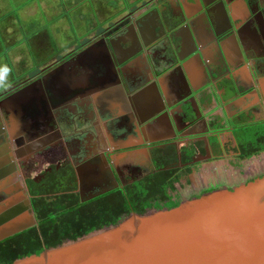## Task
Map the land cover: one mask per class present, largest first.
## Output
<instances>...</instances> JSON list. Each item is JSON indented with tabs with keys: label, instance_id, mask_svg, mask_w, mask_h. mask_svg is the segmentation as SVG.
Here are the masks:
<instances>
[{
	"label": "flooded vegetation",
	"instance_id": "af4514ba",
	"mask_svg": "<svg viewBox=\"0 0 264 264\" xmlns=\"http://www.w3.org/2000/svg\"><path fill=\"white\" fill-rule=\"evenodd\" d=\"M66 76L76 87L59 86ZM31 83L0 106V227L29 215L23 230L38 226L37 198L121 219V205L173 207L264 175L231 173L264 155L242 156L245 141H264V0H138L0 101ZM225 158L228 176L194 181Z\"/></svg>",
	"mask_w": 264,
	"mask_h": 264
},
{
	"label": "water",
	"instance_id": "95a60500",
	"mask_svg": "<svg viewBox=\"0 0 264 264\" xmlns=\"http://www.w3.org/2000/svg\"><path fill=\"white\" fill-rule=\"evenodd\" d=\"M91 47L78 56L92 53ZM72 78L56 80L61 87H76ZM33 85L1 100L0 106L11 99L19 102L24 90ZM34 103L30 99L23 104L32 108ZM33 223L34 217L29 215L25 224H4L0 240ZM10 264H264V175L232 189L207 191L177 206L132 212L116 224Z\"/></svg>",
	"mask_w": 264,
	"mask_h": 264
},
{
	"label": "rangeland",
	"instance_id": "374dc122",
	"mask_svg": "<svg viewBox=\"0 0 264 264\" xmlns=\"http://www.w3.org/2000/svg\"><path fill=\"white\" fill-rule=\"evenodd\" d=\"M138 0H0V73L12 85L64 54L79 48ZM8 88V87H6ZM6 88H0V93ZM230 158L205 162L194 173L199 185L202 178H220L230 172ZM257 168L264 170V155L243 162L231 172ZM261 170V171H262ZM213 174V176H210Z\"/></svg>",
	"mask_w": 264,
	"mask_h": 264
},
{
	"label": "trees",
	"instance_id": "16d2710c",
	"mask_svg": "<svg viewBox=\"0 0 264 264\" xmlns=\"http://www.w3.org/2000/svg\"><path fill=\"white\" fill-rule=\"evenodd\" d=\"M264 133H258L262 136ZM244 149L243 158L250 157L252 154L264 150V141L249 139L242 145ZM141 188V189H139ZM139 195L145 194L147 190L141 185L138 186ZM144 189V190H143ZM149 192V190H147ZM140 197V196H139ZM44 201L45 198H37L34 200L35 210L40 218V224L19 232L14 238L9 239L8 251L0 254V264H10L15 259L31 254H39L48 247L56 246L67 239H76L92 230L99 229L106 225L116 224L121 215L106 218L102 214L86 213L84 206H58L52 208L50 203H41L38 207L37 203ZM161 208L160 206H157ZM134 211L143 213L146 211L145 206L135 205ZM54 211H59L58 215H54ZM131 211L130 206L121 205V212L128 215ZM57 217H61L60 222H56ZM16 245V247L13 245Z\"/></svg>",
	"mask_w": 264,
	"mask_h": 264
},
{
	"label": "clouds",
	"instance_id": "9594fccd",
	"mask_svg": "<svg viewBox=\"0 0 264 264\" xmlns=\"http://www.w3.org/2000/svg\"><path fill=\"white\" fill-rule=\"evenodd\" d=\"M6 87H10V85L6 83L4 74L0 73V88H6Z\"/></svg>",
	"mask_w": 264,
	"mask_h": 264
}]
</instances>
